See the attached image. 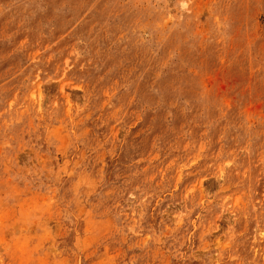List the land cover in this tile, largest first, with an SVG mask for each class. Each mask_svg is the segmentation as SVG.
Here are the masks:
<instances>
[{
	"label": "rangeland",
	"instance_id": "1",
	"mask_svg": "<svg viewBox=\"0 0 264 264\" xmlns=\"http://www.w3.org/2000/svg\"><path fill=\"white\" fill-rule=\"evenodd\" d=\"M0 264H264V0H0Z\"/></svg>",
	"mask_w": 264,
	"mask_h": 264
}]
</instances>
